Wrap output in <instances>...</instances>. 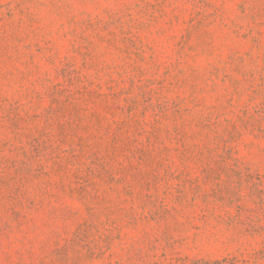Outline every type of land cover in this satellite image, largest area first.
<instances>
[{
	"label": "rangeland",
	"instance_id": "rangeland-1",
	"mask_svg": "<svg viewBox=\"0 0 264 264\" xmlns=\"http://www.w3.org/2000/svg\"><path fill=\"white\" fill-rule=\"evenodd\" d=\"M0 264H264V0H0Z\"/></svg>",
	"mask_w": 264,
	"mask_h": 264
}]
</instances>
